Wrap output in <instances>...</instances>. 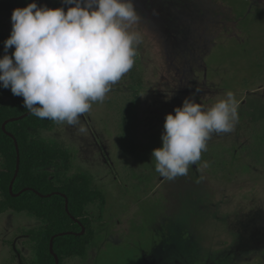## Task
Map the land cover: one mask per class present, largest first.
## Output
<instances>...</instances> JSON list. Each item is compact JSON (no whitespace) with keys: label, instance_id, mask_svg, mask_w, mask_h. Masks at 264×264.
Masks as SVG:
<instances>
[{"label":"rangeland","instance_id":"rangeland-1","mask_svg":"<svg viewBox=\"0 0 264 264\" xmlns=\"http://www.w3.org/2000/svg\"><path fill=\"white\" fill-rule=\"evenodd\" d=\"M33 2L75 6L0 0V30L10 35L13 9ZM135 6L142 19L132 30L142 40L133 68L79 124L32 133L69 151L67 175L86 174L105 198L101 213L98 204L86 209L94 232L86 256L65 263L264 264V0ZM197 87L205 106L233 91L239 122L212 136L188 176L168 181L151 153L162 146L166 114ZM42 228L31 214L5 208L0 191V264H32Z\"/></svg>","mask_w":264,"mask_h":264},{"label":"clouds","instance_id":"clouds-1","mask_svg":"<svg viewBox=\"0 0 264 264\" xmlns=\"http://www.w3.org/2000/svg\"><path fill=\"white\" fill-rule=\"evenodd\" d=\"M64 2L75 6L65 11L33 2L13 9L0 57V87L23 97L29 114L74 126L133 68L142 34L132 29L142 18L135 0ZM201 91L197 87L174 115L165 116L162 146L151 153L154 170L165 180L188 176L212 136L233 132L239 122L233 91L211 106L196 102Z\"/></svg>","mask_w":264,"mask_h":264},{"label":"trees","instance_id":"trees-1","mask_svg":"<svg viewBox=\"0 0 264 264\" xmlns=\"http://www.w3.org/2000/svg\"><path fill=\"white\" fill-rule=\"evenodd\" d=\"M10 35L0 30V57ZM14 47L8 50L11 55ZM54 121L27 112L23 97L0 87V191L4 206L27 212L43 223L32 264H66L65 259L84 258L94 238L86 209L105 206L102 192L91 186L84 173L68 176L72 155L55 142L32 136L49 130ZM54 168L55 171L50 169Z\"/></svg>","mask_w":264,"mask_h":264}]
</instances>
